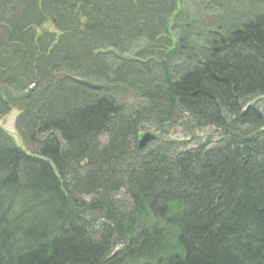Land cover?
<instances>
[{"label": "trees", "instance_id": "16d2710c", "mask_svg": "<svg viewBox=\"0 0 264 264\" xmlns=\"http://www.w3.org/2000/svg\"><path fill=\"white\" fill-rule=\"evenodd\" d=\"M223 1L0 0V264H264V6Z\"/></svg>", "mask_w": 264, "mask_h": 264}, {"label": "rangeland", "instance_id": "374dc122", "mask_svg": "<svg viewBox=\"0 0 264 264\" xmlns=\"http://www.w3.org/2000/svg\"><path fill=\"white\" fill-rule=\"evenodd\" d=\"M45 29H47L50 32L55 31V29L52 25H45L44 27H41L38 31L42 32ZM123 92H125L126 95L125 96L122 95L121 100H125L124 102H126V104L131 103L130 97H132L133 99H134V97L132 95L130 96L126 91H123ZM253 102H255L254 104H256L261 110L264 111V99H261L258 101L255 98V99H252L250 103L252 104ZM131 104L135 105L134 103H131ZM17 115H18L17 108L16 109L13 108L11 110V113L8 114V116L0 117V128L12 139V141L14 142V143H11L12 145L15 144V146L26 151V147L23 144V140L20 137L19 130H18V127L16 125ZM143 131H144V128L141 129L139 131V133L143 132ZM199 131L200 130L194 131V133L192 135L186 137V139L188 141V143L186 145L187 149L188 148H194L200 144H208L209 145L211 142H213V141L215 142L216 140H219L222 137V134H220V132H217L213 129L208 128V129L203 130L201 132H199ZM152 133H156V132H152ZM189 134H191V132ZM169 135H171V137H173V138H178V139H182L185 137V135L182 132H178L176 134H173L171 131L169 133ZM0 143H1V141H0ZM153 147H155V145H153Z\"/></svg>", "mask_w": 264, "mask_h": 264}, {"label": "water", "instance_id": "95a60500", "mask_svg": "<svg viewBox=\"0 0 264 264\" xmlns=\"http://www.w3.org/2000/svg\"><path fill=\"white\" fill-rule=\"evenodd\" d=\"M231 135H233V132L231 133ZM154 139V137L152 135H150L149 133L143 135V137L141 138V140L138 143V147L140 149L144 148L145 145L147 144L148 141Z\"/></svg>", "mask_w": 264, "mask_h": 264}, {"label": "bare ground", "instance_id": "6f19581e", "mask_svg": "<svg viewBox=\"0 0 264 264\" xmlns=\"http://www.w3.org/2000/svg\"><path fill=\"white\" fill-rule=\"evenodd\" d=\"M195 148V147H194ZM188 149H191V148H188Z\"/></svg>", "mask_w": 264, "mask_h": 264}]
</instances>
